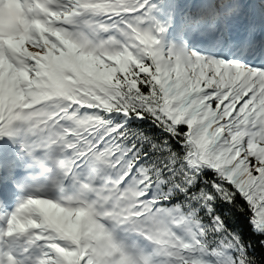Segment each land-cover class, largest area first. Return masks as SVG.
Here are the masks:
<instances>
[{"label":"snow or ice","instance_id":"6c2138e0","mask_svg":"<svg viewBox=\"0 0 264 264\" xmlns=\"http://www.w3.org/2000/svg\"><path fill=\"white\" fill-rule=\"evenodd\" d=\"M0 264H264V0H0Z\"/></svg>","mask_w":264,"mask_h":264}]
</instances>
